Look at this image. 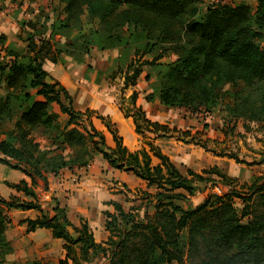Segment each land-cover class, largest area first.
I'll return each mask as SVG.
<instances>
[{
	"label": "trees",
	"instance_id": "trees-1",
	"mask_svg": "<svg viewBox=\"0 0 264 264\" xmlns=\"http://www.w3.org/2000/svg\"><path fill=\"white\" fill-rule=\"evenodd\" d=\"M51 1L61 10L53 22L47 17L44 21L49 25L40 22V18L23 22L30 29L24 40L25 49L6 46L5 37H0L5 53L0 62V77L7 86L6 95L0 96V122L11 121L19 113L14 129L0 141V164L21 171L32 181L31 187L25 181L10 185L29 201L0 198V264H16L6 236L10 225L8 213L12 210H37L42 214L24 223L29 233L45 229L64 242L66 258L59 264H88L99 256L108 257V264H264V178L241 187L239 191L245 193L232 189L209 195L196 209L185 210L175 202L186 201L200 192L198 184L213 183V175L225 186L234 182L217 168L202 174L189 170L185 176L152 143L148 144L149 151L129 152L109 120L90 110L76 111L67 90L44 69L46 62L62 63L63 56L82 65L93 48L99 52L136 48L137 56L138 45H142V60L131 62L123 73V90L135 87L144 68L151 67L159 74L157 82L151 85L152 93L146 97L148 103L158 101L168 109L193 114L206 109L209 114L218 106L226 86L242 83L248 88H263L264 0H257L255 9L246 3L208 6L204 14L200 13V5L207 0ZM39 28L42 32L37 35ZM48 32L49 37L45 38ZM56 37L65 38L66 44L59 45ZM157 49L160 54L143 60ZM168 53L176 60L161 62ZM136 101L137 95L133 94L131 109L125 110V114L134 119L139 135L166 137L178 133L148 121L136 107ZM54 104L68 118L61 131L56 126L57 117L51 113ZM226 112L228 119L235 122L263 123L264 94L253 101L236 97ZM92 116L101 120L112 134L114 149L107 147L104 135L94 128ZM39 128L55 130L56 139L72 155L50 156L40 152L33 139ZM182 135L190 137L189 133ZM202 147L206 149L205 145ZM98 155L113 169L133 173L158 190L155 195H147L156 202L148 200L145 204L146 210L155 209L153 216L146 214L139 219L121 205L110 204L115 213L105 214L110 232L105 246L95 242L87 222L73 226L65 210L58 206L53 209L54 216L45 214L35 191L37 181L47 188L48 175L87 168ZM153 157L160 161L159 165H152ZM236 200L241 207L236 206Z\"/></svg>",
	"mask_w": 264,
	"mask_h": 264
},
{
	"label": "crops",
	"instance_id": "crops-1",
	"mask_svg": "<svg viewBox=\"0 0 264 264\" xmlns=\"http://www.w3.org/2000/svg\"><path fill=\"white\" fill-rule=\"evenodd\" d=\"M8 34H4L5 37L11 38ZM92 63L87 61L81 65L80 69L76 67L77 63L71 57L63 56L62 63L46 62L44 69L53 80L67 90L76 111L84 113L90 110L109 120L129 152L149 151L148 144L152 143L160 149L164 156L169 158L170 162L183 175L187 174L189 170L197 174L209 171L206 168L213 163L212 154L207 152L210 150L206 149L207 151H205L202 146L198 149L196 146L186 144L177 136L179 133L183 134L189 131L192 133L200 132L202 125L198 117L194 118L185 110L168 109L160 105L158 101L148 103L146 97L152 93V90L149 82L146 81L149 75L146 72H143L135 87L127 90H123V77V80L114 82L85 80L84 75L87 73V67L91 66L95 71H99L96 68L97 64L93 65L94 63ZM81 73H83V78L80 79ZM76 77L79 78L75 80ZM133 94L137 95L136 107L145 113L148 121L166 126L169 130H176L178 133H170L166 137L148 133H145V136L139 135L136 132L134 119L125 114L128 107L131 109L130 100ZM92 124L98 132L104 135L107 147L111 150L114 149L113 136L105 124L97 117L92 118ZM159 164L160 161L153 157L152 165L157 166ZM217 169L227 178L235 179L223 173L221 169ZM22 181H25L30 187L32 186L31 179L23 173H21L18 183L2 179V184L9 188L10 198L17 197L22 201H29L26 197L22 198V193H18L10 187V185H18ZM47 182V188H43V196L39 194L40 191L35 189L41 209L45 210V207L50 206L49 215L52 217L54 216L53 209L58 206L65 210L68 220L75 227H80L83 221L87 222L95 242L103 246L110 237V232L106 228L107 217L105 214L115 213L110 204H119L126 212L133 213L130 206L136 200L137 194L140 196L155 195L158 192L155 187H149L147 182L137 178L133 173L113 169L100 155L96 156L87 168L62 170L58 175L47 176ZM127 197L131 201L128 202ZM0 198L3 197L0 195ZM48 200L51 202L48 203ZM138 200L140 203L141 199ZM147 202H142V204ZM144 210L143 216L155 214V209H153V214H149L145 205ZM44 212L47 214L46 210ZM8 214L12 223L6 236L14 250V259L21 263L41 261L43 264L50 260L59 264L60 261L65 260L66 251L62 240L55 239L51 232L45 229L28 232L27 224L24 222L36 220L42 215L39 211L12 210ZM104 259V256H99L88 264H98Z\"/></svg>",
	"mask_w": 264,
	"mask_h": 264
},
{
	"label": "rangeland",
	"instance_id": "rangeland-1",
	"mask_svg": "<svg viewBox=\"0 0 264 264\" xmlns=\"http://www.w3.org/2000/svg\"><path fill=\"white\" fill-rule=\"evenodd\" d=\"M209 3L210 0H207L204 4L200 5L201 14L206 13ZM227 3L235 5L246 3L255 9L257 0H227ZM60 12V8L58 6L55 7L51 0H23L22 2L17 3H13L12 0H0V36L5 37L4 34L9 33L8 35L11 36V38L5 37V45L16 50H23L26 48V42L24 40L27 38L30 30L27 26H23V22L40 18V22L42 21V23L49 25L50 22L48 23L47 21H44L46 20V17L53 22L56 13L59 14ZM40 32H42L41 28L35 33L38 35ZM48 37L49 32L46 34L45 38ZM39 38L40 37L37 36L36 40H39ZM55 41L61 46H64L67 42L65 38L61 37H56ZM141 46L142 45H138V48H140L138 49L139 56H136V48H131L124 52L119 49L99 52L96 48H93L90 56L84 57L83 60H86L85 62H90V64L93 62V65L97 64L96 68H98L99 71H95L91 66L87 67L88 69L87 73L84 75V79L87 81H92L94 79L96 82L104 80L108 82L123 80V73L129 64L134 61L138 63L139 60H142L140 57L142 56L144 49L141 48ZM158 54H160L159 49L155 50L153 54L145 56L143 60H152V58ZM4 56L5 53L2 51L0 44V62L3 61ZM175 60L176 57L173 56L172 53H168L161 62L169 63ZM76 67L81 69L80 64H77ZM144 72L149 74V80H147V82H149L151 88V85L157 82L159 73L156 69L151 67H145ZM77 78L79 77H76L75 80H77ZM81 78H83V73L80 74V79ZM6 87V83L0 77V96L4 97L6 95ZM263 94L264 85L263 88L259 90L256 89V86L248 88L242 83L238 84L237 87L226 86L220 94V102L218 106L209 114L205 112L206 109L200 111V114H193L192 112L187 111L194 118L198 117V119H200L202 130L198 133H192L189 131L188 133L190 134V137H185L182 133H179L177 134L179 139L186 144L188 143L196 146L198 149L199 147L201 148L202 145H205L206 149L210 151H207L203 147L202 149L210 152L213 156V163L207 167L206 170H211L216 167L221 169L226 175L235 179L232 180L234 182L232 185L225 186L217 176L213 175L211 177L212 180H214L213 183L198 184L200 192L189 197L186 201L175 202L177 205L185 210L196 209L206 201V198L209 195L228 193L232 189L239 191L241 187H249L255 180L264 178V122L249 123L245 120H237L235 122V120L230 117L228 119L229 115H227L226 112V110L234 104V99L236 97L244 99L248 98L253 101ZM128 109H130V107H128ZM51 113L57 117L56 126L58 125V128L61 131L66 125L68 120L67 116L60 112L59 106L56 104L52 106ZM18 114L19 113L16 112L11 121L6 119L5 121L0 122V141L5 140L7 138V133L14 129V125L19 118ZM95 117L96 116H92V118ZM56 134L57 132L55 130L46 131L39 128L33 135L34 143L39 146L40 152L50 154V156H71V151L61 140L56 139ZM199 142H201V145H197ZM231 156H235L236 159H232ZM21 173L22 172L19 170L16 171L8 166L0 164V195L4 199H10V192L9 188L5 186V184H2V179L8 180L12 183H18ZM185 176H187V174H185ZM37 184L38 185L35 189L36 191H40L39 194L43 196V188L45 189V186L41 181H37ZM239 192L245 193L244 191ZM146 196L147 194L144 196L137 194L135 196L136 200L132 202V205L130 206L135 217H138L139 219L144 217L143 212L145 211V204H142V202L145 203L147 200H150L153 203L156 202L153 198L148 199ZM22 198H25L23 194ZM138 199H141L140 203L138 202ZM127 200L128 202L131 201L129 197H127ZM47 202L49 203L51 201L48 200ZM236 206L241 207L239 200H236ZM45 210L49 214V212H51V207L47 206L45 207ZM148 211L149 214H153L152 207H149ZM11 223L12 219L9 217V224L11 225ZM10 225L9 227H11ZM9 259L10 257L7 260ZM108 261L109 259L106 257L104 261L99 262L98 264H108ZM14 262L16 264H26L21 263L16 259H14ZM45 264L57 263L50 260L45 262Z\"/></svg>",
	"mask_w": 264,
	"mask_h": 264
},
{
	"label": "built area",
	"instance_id": "built-area-1",
	"mask_svg": "<svg viewBox=\"0 0 264 264\" xmlns=\"http://www.w3.org/2000/svg\"><path fill=\"white\" fill-rule=\"evenodd\" d=\"M226 3L227 0H210L209 6L213 8V7L225 5Z\"/></svg>",
	"mask_w": 264,
	"mask_h": 264
}]
</instances>
